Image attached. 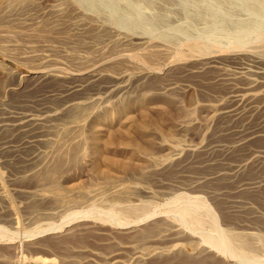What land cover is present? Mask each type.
<instances>
[{"label": "rangeland", "instance_id": "obj_1", "mask_svg": "<svg viewBox=\"0 0 264 264\" xmlns=\"http://www.w3.org/2000/svg\"><path fill=\"white\" fill-rule=\"evenodd\" d=\"M0 11V264H264V0Z\"/></svg>", "mask_w": 264, "mask_h": 264}, {"label": "bare ground", "instance_id": "obj_2", "mask_svg": "<svg viewBox=\"0 0 264 264\" xmlns=\"http://www.w3.org/2000/svg\"><path fill=\"white\" fill-rule=\"evenodd\" d=\"M1 12V11H0ZM195 44H191L188 48H192V46H194ZM195 47H196V45H195ZM197 48H199V46L197 47ZM193 49V48H192ZM191 50V49H190ZM197 52V51H196ZM179 58V57H178ZM151 61V60H150ZM145 64V63H144ZM256 73V72H255ZM260 73V72H259ZM257 74V73H256ZM254 95L253 94H245V93H242L240 96H238V97H240V99H251L252 97H253ZM247 97V98H246ZM151 98V97H150ZM160 100V99H159ZM159 100H158V104H159ZM174 100V99H173ZM152 101V100H151ZM169 101V100H168ZM175 101V100H174ZM161 103V102H160ZM163 103H164V101H163ZM167 103V102H166ZM157 104V103H156ZM168 104H170V103H167V104H165V106H167ZM171 105L173 106V104L171 103ZM174 105H175V103H174ZM91 106V105H90ZM159 106H160V104H159ZM161 106H162V104H161ZM154 107V106H153ZM163 107H164V105H163ZM163 107H158V108H163ZM169 107V106H168ZM167 107V108H168ZM175 107V106H174ZM79 108V107H78ZM78 108H77V110H78ZM156 108V107H155ZM178 108H180V107H178ZM166 109V108H165ZM164 109V110H165ZM85 110H86V108H83V107H80V110H78V113H77V111L75 112L76 114H74L73 115V117H75L73 120H76V119H80L78 116L81 114V112L82 113H84L85 112ZM163 110V109H162ZM168 110H169V108H168ZM70 113V112H69ZM153 113H155V111L153 112ZM160 113V112H159ZM176 113V112H175ZM191 113V112H190ZM189 112H187L186 114L184 113V117L182 118V121H181V125H185V124H191V122L193 121V119H192V116H190L191 114H190ZM78 114V115H77ZM163 114V113H162ZM166 114V113H165ZM183 114V113H182ZM190 114V115H189ZM56 114L55 113H52L51 115H49V117H48V119L49 118H51V117H53V116H55ZM77 115V116H76ZM82 115V114H81ZM168 115V114H167ZM84 116V115H83ZM150 116V115H149ZM148 116V117H149ZM154 116V115H153ZM163 116H165V115H163ZM163 116H162V118H163ZM77 117V118H76ZM158 118V117H157ZM169 118V117H168ZM159 119H161V118H159ZM164 119H166V118H164ZM44 120V117H39L37 120H36V117L35 118H30L29 120H27L28 122H30L31 124H35L36 122H41V121H43ZM147 120H149V118L147 119ZM151 121V120H150ZM152 121H154V120H152ZM157 121V120H156ZM149 122V121H148ZM155 122V121H154ZM160 122V121H159ZM161 123V122H160ZM156 124V123H155ZM156 127V126H155ZM158 127V126H157ZM145 129V128H144ZM64 144V143H63ZM187 146V145H186ZM66 150V149H65ZM70 150V149H69ZM71 152V151H70ZM59 153V152H58ZM62 153V152H61ZM62 156V155H61ZM66 156V155H65ZM75 156V155H74ZM70 157V156H69ZM60 158V157H59ZM59 158H57V160H56V162L54 163V165L52 166V169H50V171H48L47 169V171L49 172L48 173V179L49 180H52L53 181V179L54 178H56L58 175H59V173L60 172H62L61 171V169L63 168L62 166L64 165V161H63V159L61 158V159H59ZM72 158V157H71ZM54 160V159H53ZM68 163V162H67ZM73 165V164H72ZM71 165V166H72ZM43 175V174H42ZM63 175V174H62ZM61 175V176H62ZM46 176V175H45ZM44 178V177H43ZM59 180V179H58ZM48 181V180H47ZM41 182H43V181H41ZM59 191V190H58ZM62 193V192H61ZM65 195V194H64ZM202 220V219H201ZM148 234V233H147ZM149 235V234H148ZM78 236V235H77ZM80 236V235H79ZM85 237V236H84ZM87 237V236H86ZM90 237V236H89ZM89 237H87V238H89ZM75 238V237H74ZM83 238V237H82ZM84 239V238H83ZM68 240H70V239H68ZM73 240V239H72ZM74 242H82V240L81 239H77V238H75L74 240H73ZM84 241V240H83ZM86 242H87V240H85ZM84 241V242H85ZM53 242V241H52ZM68 244V241H65V240H62V241H59V242H55L54 243V245H52V246H54V248H58V249H62L61 247H64V246H66ZM71 244V243H70ZM170 264V263H169ZM180 264V263H179Z\"/></svg>", "mask_w": 264, "mask_h": 264}]
</instances>
